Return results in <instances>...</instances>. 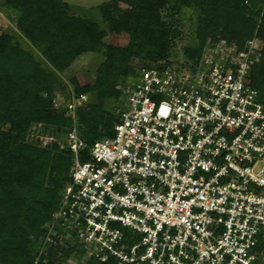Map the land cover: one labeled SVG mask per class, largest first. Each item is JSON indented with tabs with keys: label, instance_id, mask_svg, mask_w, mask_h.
Segmentation results:
<instances>
[{
	"label": "built area",
	"instance_id": "2783aa9c",
	"mask_svg": "<svg viewBox=\"0 0 264 264\" xmlns=\"http://www.w3.org/2000/svg\"><path fill=\"white\" fill-rule=\"evenodd\" d=\"M263 48L219 39L196 63L141 62L119 87L114 136L85 158L88 96L54 98L69 131L34 127L37 145L58 144L73 166L36 264L53 247L82 264H264V95L250 80Z\"/></svg>",
	"mask_w": 264,
	"mask_h": 264
},
{
	"label": "trees",
	"instance_id": "16d2710c",
	"mask_svg": "<svg viewBox=\"0 0 264 264\" xmlns=\"http://www.w3.org/2000/svg\"><path fill=\"white\" fill-rule=\"evenodd\" d=\"M98 10L101 22L74 14L63 0L0 3L5 16L16 14L18 32L0 35V264H36L60 191L70 180L72 153L56 143L44 148L27 141L39 125L43 135L66 138L68 118L53 108L57 91L89 98L77 111L85 158L98 140L114 136L124 96L119 87L136 76L132 61L173 64L182 35L177 16L195 23L192 43L183 48L189 63L219 39L242 48L255 36L264 42V0H112ZM124 34L130 38L127 47L107 43L110 35ZM87 53L105 58L95 83L86 90L74 77L65 83L63 74ZM250 78L264 95V48ZM67 258L82 264L80 254H61L54 247L38 264H63Z\"/></svg>",
	"mask_w": 264,
	"mask_h": 264
},
{
	"label": "rangeland",
	"instance_id": "374dc122",
	"mask_svg": "<svg viewBox=\"0 0 264 264\" xmlns=\"http://www.w3.org/2000/svg\"><path fill=\"white\" fill-rule=\"evenodd\" d=\"M2 1V0H0ZM82 16L96 20V21H102L101 14L98 12H82ZM14 15H11L9 17L5 16L2 12H0V35L1 34H9L14 37L18 35L16 24H17V18L13 17ZM184 16H177L178 22L175 24L180 31H182V35L179 39L176 40V47L173 51L171 61L174 64L181 65L186 60L183 55V48L186 46H189L192 43V28L194 27L195 23L184 20ZM181 19V20H180ZM126 40L122 36L117 35H110L107 39V43L112 45L121 46L124 45ZM127 45V44H126ZM123 46V47H124ZM105 61V58L102 54L99 53H87L81 56L76 60V62L73 64L71 69L66 73L63 74V79L65 83L69 81L71 77H74L77 79L79 85L84 88L85 90L91 87L96 80L97 77V69L101 66V64ZM141 60L134 59L132 61V64L134 66H137L140 64ZM67 97L65 92H56L54 98H57L59 101H66ZM94 101V99H92ZM33 134L27 138V141L30 142V144H36L38 143L37 139V132L36 129L32 128ZM43 135V133H41ZM59 140V139H58ZM42 248V247H41ZM40 248V250H42ZM38 250V251H40ZM47 253H49V250H47ZM63 264H71L68 263V258L63 259ZM73 264H76L75 260H72Z\"/></svg>",
	"mask_w": 264,
	"mask_h": 264
},
{
	"label": "crops",
	"instance_id": "0c3cea01",
	"mask_svg": "<svg viewBox=\"0 0 264 264\" xmlns=\"http://www.w3.org/2000/svg\"><path fill=\"white\" fill-rule=\"evenodd\" d=\"M5 0H2L0 1V3H3ZM109 1H112V0H63L64 3H67L68 5H70L71 9H72V12L76 15H81L82 12H99L98 8L103 5L104 3L106 2H109ZM14 15L13 17H15V19L17 18L16 17V14H12ZM122 36L123 38H125L126 40V44L125 46L124 45H121V46H124V47H127L128 44H129V41H130V38L128 35L124 34V35H120Z\"/></svg>",
	"mask_w": 264,
	"mask_h": 264
}]
</instances>
